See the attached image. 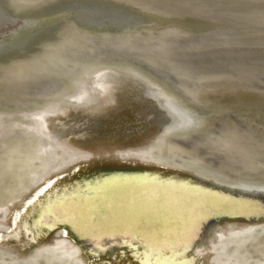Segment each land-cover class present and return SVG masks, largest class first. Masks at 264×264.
Here are the masks:
<instances>
[{
    "label": "bare ground",
    "instance_id": "obj_1",
    "mask_svg": "<svg viewBox=\"0 0 264 264\" xmlns=\"http://www.w3.org/2000/svg\"><path fill=\"white\" fill-rule=\"evenodd\" d=\"M255 1L0 0V264H103L105 248L109 264H264V51L219 38L212 23L264 35ZM99 13L124 24L101 28ZM78 117L85 133L54 131ZM205 202L227 221L194 256L183 241L210 223L217 207ZM96 212L108 215L100 229ZM136 213L180 234L138 240ZM133 241L145 250L120 251Z\"/></svg>",
    "mask_w": 264,
    "mask_h": 264
},
{
    "label": "water",
    "instance_id": "obj_2",
    "mask_svg": "<svg viewBox=\"0 0 264 264\" xmlns=\"http://www.w3.org/2000/svg\"><path fill=\"white\" fill-rule=\"evenodd\" d=\"M8 26H6L5 24L1 27H0V32H3V31H6L8 30ZM102 90H104V86H102ZM136 115V114H135ZM134 115V116H135ZM66 116V114L64 115ZM85 118L87 117H78V118H75L73 123H70L72 124V129H70L69 124L65 125V123L63 122V119H60L62 122L60 123V121H58L56 124V129H54L55 132L57 133H60L62 134L64 137H68L67 135H71L70 132L72 133H78V132H83L85 133V131H87V122L85 123L86 120H84ZM93 118V117H91ZM70 121L72 120L71 118L69 119ZM138 122L134 125V124H130L128 123L127 125H125L127 128H126V135L127 136H130L131 133H134V132H138V131H141L143 129V119L141 117H139V119H136ZM116 126H114V128H112V130L110 131H115L114 133H117V128L118 127H121L120 123L121 122L120 120H116ZM140 122V123H139ZM75 124V125H74ZM77 124V126H76ZM59 126H61L62 128H59ZM91 125L89 124L88 125V129ZM82 133V134H83ZM62 136V138H63ZM111 140V139H110ZM109 140V142H111ZM111 145V144H109ZM32 194V193H31ZM30 194V195H31ZM30 195H28L29 197L26 198L27 200L30 198ZM40 195V193H39ZM38 196V195H36ZM113 201L119 203V201L116 200V198H113ZM207 205H210L212 206L213 208H216L214 210V212H212V214L210 216H207L205 219H201V221H210V223L212 224H208V226L203 230V231H198V228L195 229V232L196 235L193 237V239H191V243L188 244V247H184V248H187L186 250H188V254H191V255H198V254H203V253H206V249L208 248V246L210 245L213 246L217 240V236L219 234H221L223 232V229L220 228V226H218V224L222 221V220H225L227 221V219H223V217H225V215H222L223 213H226L224 212L225 210L222 209L223 206H220L219 204H211L209 202H205ZM23 204V203H22ZM29 206L30 204L27 205V210L29 209ZM222 207V208H221ZM251 210L253 211V209H248L244 212H239V213H245L247 215V213L251 212ZM122 213L121 214H125V212L127 211V209H121ZM104 214V213H103ZM101 213H93L92 214V219L93 221L96 223L95 226H97V228H102L103 225L105 224H102L103 222L105 223V220L108 218V215H103ZM245 214H242V215H245ZM37 216H35L36 218ZM147 218V217H146ZM146 218L142 215H139V214H135V217L133 218L134 220L132 221L133 222V227L131 228V233H134V230L138 227L140 229V231L142 232V234L144 235V238H140L139 236H136L138 240H143L144 242L147 240V241H150L149 239H154L155 241H160L162 240V242H168V241H171L172 238L171 236H176L180 234V232L178 231H166L167 229H163V226H161L160 224H158L156 221L153 223H151L150 221H147ZM229 218H233V217H229ZM245 219H249L248 218H245ZM231 222H235V220H230ZM62 225V222H57L55 221L54 223V226L55 227H60ZM214 225V226H212ZM99 226V227H98ZM118 225L114 224V227H111L109 228L110 231L108 232H113V233H121V227H117ZM211 226L213 228H211ZM105 227V226H104ZM198 227V226H197ZM46 229V228H45ZM60 229L63 230V228L61 227ZM98 229V231H99ZM102 232V231H101ZM48 233V231H47ZM103 233H106V232H103ZM84 237H88L86 234L83 233V235H81ZM135 236V235H134ZM89 238V237H88ZM176 239V238H175ZM144 244V243H143ZM136 246V247H135ZM121 250L122 251L124 249V247H129V249L131 251H141V250H145L143 247V245H140V246H137L136 244V241H133V242H129L127 244H124L122 245L121 244ZM115 250H119V247L115 248ZM109 250H107L106 248L105 249H102L101 250V253L99 255H101V258H102V261L105 263V264H109V262H113V258L114 257H111V255L109 254ZM104 254H108V256H104ZM97 255V254H96ZM110 262V263H111ZM103 263V264H104ZM121 264H124L121 263Z\"/></svg>",
    "mask_w": 264,
    "mask_h": 264
},
{
    "label": "rangeland",
    "instance_id": "obj_3",
    "mask_svg": "<svg viewBox=\"0 0 264 264\" xmlns=\"http://www.w3.org/2000/svg\"><path fill=\"white\" fill-rule=\"evenodd\" d=\"M244 3H247L246 5L248 6H259V4H261L262 2H258V1H255V0H242ZM101 13L97 14L96 17H98V19L101 20L99 26L101 28H104V29H111V28H114V26H117L119 27V25H123L124 22L123 21H110V20H107L105 17H102L101 19ZM217 18V17H215ZM214 17L212 18L213 22L216 26V27H221L222 30L220 31H217V29L214 27V29L217 31V36L219 38H238V37H246L248 39V41H246V45H243V47L249 49V50H261V51H264V35H261L263 34L262 32L260 31H251L250 28L251 27H248L250 26L248 23L247 24H244V26H240L239 24H236V23H233V22H230V21H223L221 19H215ZM91 19H88V21H90ZM87 21V20H86ZM105 23V24H104ZM107 23V24H106ZM233 26V27H232ZM210 28V27H209ZM209 28H205L204 31H201V32H198L195 33V31L192 32V34H196L195 37L197 38H201V37H204L203 35L205 36H210V34H212L211 32L212 31H208ZM237 28V29H236ZM119 30L121 29V26L118 28ZM123 29V28H122ZM216 34V32L214 33ZM201 103L203 105H201ZM199 103V105L201 107H203L205 109L206 112H211L213 114H221L223 112L221 111H218L216 109H213L212 107H209L206 102H201Z\"/></svg>",
    "mask_w": 264,
    "mask_h": 264
},
{
    "label": "snow or ice",
    "instance_id": "obj_4",
    "mask_svg": "<svg viewBox=\"0 0 264 264\" xmlns=\"http://www.w3.org/2000/svg\"><path fill=\"white\" fill-rule=\"evenodd\" d=\"M128 155H135V153H128ZM78 170V169H77ZM55 181H53L54 183ZM49 187H51L52 185L49 184L48 185ZM36 195H39V189H37L36 193L33 195L32 198L28 199L27 200V204H33V201L35 200V196ZM25 205H21V208H24ZM224 207H237V206H229V205H224ZM250 208V206H248ZM247 210V209H245ZM22 211L21 210H17V213H16V219H12L9 221V225H8V230L13 234L15 235V232L17 229L21 228L23 226V220H22ZM69 218L70 219H77L81 224L84 223L83 220H80L79 217H76L74 214H72L71 212L69 213ZM25 231H27V228H25ZM134 234L135 236H139L140 238H144V235L142 234V232L140 231V229L137 227L135 230H134ZM4 239V236L2 233H0V240H3ZM191 243V235L187 236V238L185 239V241H183V244H184V247H187L188 244ZM156 245L153 244V243H147L146 244V247H148L149 249H152L154 248ZM0 247H2V245H0ZM141 264H143V261H141Z\"/></svg>",
    "mask_w": 264,
    "mask_h": 264
}]
</instances>
